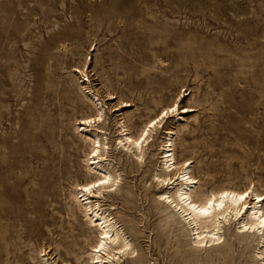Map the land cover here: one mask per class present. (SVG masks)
Returning <instances> with one entry per match:
<instances>
[{
    "label": "rangeland",
    "instance_id": "374dc122",
    "mask_svg": "<svg viewBox=\"0 0 264 264\" xmlns=\"http://www.w3.org/2000/svg\"><path fill=\"white\" fill-rule=\"evenodd\" d=\"M0 13V264H91L99 231L75 186L95 179L93 132L119 180L89 200L134 249L113 264H264V231L238 228L244 216L195 244L155 177H174L171 129L193 196L247 190L264 210V0H0ZM173 106L140 157L119 143Z\"/></svg>",
    "mask_w": 264,
    "mask_h": 264
},
{
    "label": "bare ground",
    "instance_id": "6f19581e",
    "mask_svg": "<svg viewBox=\"0 0 264 264\" xmlns=\"http://www.w3.org/2000/svg\"><path fill=\"white\" fill-rule=\"evenodd\" d=\"M152 92L156 91L152 90ZM188 109L183 110L182 112L186 113ZM174 111L175 106L163 108L157 118L158 120L155 119L156 121L154 122L152 119L149 120L147 122L148 125H145L147 129H141L136 138L133 139L130 136H125L121 139L119 138V143H122V146H126V148L128 147L129 150L132 149L134 155L136 157H140L142 154V145L150 137V133L155 128L156 123H161V120L164 118V116H166L169 112L172 113ZM99 118H101L100 114H98L97 120H99ZM94 121L95 118H81L80 124H87L88 126ZM170 130L166 131L164 140L162 139V143L160 142V150L162 153L161 158L163 159V166L165 170L170 172L168 174H172L174 177H167V174H165L164 177H160L158 175H155V177L157 181L156 184H172L173 190L170 194L167 190L161 191L158 197L170 203L173 205V207L179 209L180 212L186 216L189 225H191L190 230L194 231L195 236L192 234L194 236L193 242H195V244L197 243L204 245L206 243L219 242L221 239V233L219 231L221 228L220 223L229 220L231 217L235 218L238 216H244L243 218L241 217L242 219L239 222L241 226H237L238 228L245 230L257 229L259 231H264V210L262 208L263 205L260 203L262 201L261 194L253 192V201H249L250 192L247 190L236 191L227 188H220L207 194H203L198 191L194 196L192 195V186L195 181L190 175V169L188 167L189 163L185 162L180 168L178 167V169L175 170V161L173 158V153L171 152L172 132ZM124 140L126 142H123ZM84 141H88L91 144L88 155H92L90 158L92 160L89 163L87 162L88 164L86 165L88 166V171L95 175V179L86 183L77 184L75 187L76 190L82 192V194L79 192L81 194L80 196H82L81 202L84 201L83 204L85 207H89V211H91L89 213L91 214L90 222L92 223V226L97 227L100 236H98V240L92 246L91 250H89V257L91 259V264H113L114 260H118L127 253H132L134 249L131 245V242L128 240V237L126 238L124 236L121 228L119 229L116 226L115 220L112 219L110 214L106 212L104 208H100L101 206L97 200L94 201L96 198L93 199V201L89 199L90 195L96 194L100 196L102 195L103 190L108 191L113 189L119 180V174L114 175L110 171L111 169H108V166L104 167L102 165L105 150L103 143L104 139L102 142V139L98 133L93 132L90 135H85ZM134 150H138L139 152L136 153ZM91 164H93V166H91ZM110 165L112 167L111 163ZM77 194L78 192H76V195Z\"/></svg>",
    "mask_w": 264,
    "mask_h": 264
}]
</instances>
